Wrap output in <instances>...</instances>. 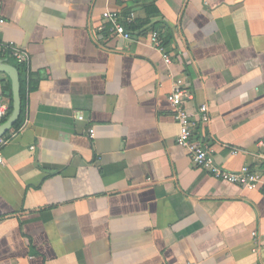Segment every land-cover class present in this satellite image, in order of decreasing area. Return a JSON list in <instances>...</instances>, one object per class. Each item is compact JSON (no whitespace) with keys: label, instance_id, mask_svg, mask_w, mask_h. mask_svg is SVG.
Listing matches in <instances>:
<instances>
[{"label":"crops","instance_id":"0c3cea01","mask_svg":"<svg viewBox=\"0 0 264 264\" xmlns=\"http://www.w3.org/2000/svg\"><path fill=\"white\" fill-rule=\"evenodd\" d=\"M105 10L131 16L130 39ZM0 14V42L29 56L21 124L0 134V264H264L263 189L195 167L166 98L182 78L188 110L210 115L194 139L227 170L257 165L264 0H2ZM12 92L0 70L7 106Z\"/></svg>","mask_w":264,"mask_h":264},{"label":"built area","instance_id":"2783aa9c","mask_svg":"<svg viewBox=\"0 0 264 264\" xmlns=\"http://www.w3.org/2000/svg\"><path fill=\"white\" fill-rule=\"evenodd\" d=\"M2 0H0V8ZM102 16L111 24L112 32L123 39H130L131 33L126 29L117 11L105 10ZM131 16L126 18V22H131ZM2 20L0 14V21ZM149 45L162 55L165 64L171 63V57L165 50L163 40L157 30L149 33ZM7 51L18 64L28 63V53L16 45L13 41L0 42V52ZM192 97L186 82L182 78H175L172 82L170 92L167 94V101L173 110V118L177 123L178 132L175 141L178 145L187 148L193 165L205 170L218 180H223L234 184L237 187L247 190L264 191V143L260 142L261 150L255 155L257 165L244 164L238 170H227L214 159L212 148L205 140L194 139V127L198 122L207 123L210 120L208 107L206 104L199 105L193 112L186 107V101ZM7 104L0 100V127L4 123L7 115ZM79 118L81 116L79 115ZM90 137H93V129L89 130ZM7 139L0 137V163L2 162L1 148Z\"/></svg>","mask_w":264,"mask_h":264},{"label":"water","instance_id":"95a60500","mask_svg":"<svg viewBox=\"0 0 264 264\" xmlns=\"http://www.w3.org/2000/svg\"><path fill=\"white\" fill-rule=\"evenodd\" d=\"M0 70L9 71L11 73V77L13 80V92H12V107L9 117L5 120V122L0 127V134L4 132L6 129H9L14 122L18 119L20 115L21 109V100L19 94V81H18V73L14 67H9L2 65L0 63Z\"/></svg>","mask_w":264,"mask_h":264},{"label":"trees","instance_id":"16d2710c","mask_svg":"<svg viewBox=\"0 0 264 264\" xmlns=\"http://www.w3.org/2000/svg\"><path fill=\"white\" fill-rule=\"evenodd\" d=\"M124 23V26L126 27L127 30H132L133 29V26L131 25V22H123ZM163 45H164V42H163ZM17 65H15V69L18 73V81H19V88H20V99H21V113H20V116L18 117V119L14 122V124L12 125V128H18L21 124V117H22V108H23V104H24V92H23V86H24V80H23V71H22V66L23 64H18L16 63ZM9 106H8V112L11 111V106H12V94L10 93L9 94Z\"/></svg>","mask_w":264,"mask_h":264}]
</instances>
